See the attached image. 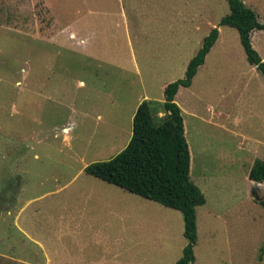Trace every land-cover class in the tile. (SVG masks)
Segmentation results:
<instances>
[{
  "label": "rangeland",
  "instance_id": "obj_1",
  "mask_svg": "<svg viewBox=\"0 0 264 264\" xmlns=\"http://www.w3.org/2000/svg\"><path fill=\"white\" fill-rule=\"evenodd\" d=\"M242 1L264 25V0ZM227 13L225 0H0V264H17L5 255L42 264L43 251L97 264L105 244L112 264L176 261L186 244L179 212L83 169L125 147L141 101L154 123L164 118L163 85L183 78L213 28L216 41L174 96L188 178L204 197L192 264H264V207L251 199L264 201V183L247 179L264 159L254 147L264 77L236 31L218 26ZM250 44L264 64V32ZM97 185L109 192L81 210L79 194Z\"/></svg>",
  "mask_w": 264,
  "mask_h": 264
},
{
  "label": "trees",
  "instance_id": "obj_2",
  "mask_svg": "<svg viewBox=\"0 0 264 264\" xmlns=\"http://www.w3.org/2000/svg\"><path fill=\"white\" fill-rule=\"evenodd\" d=\"M225 2L228 13L219 20L218 26H227L236 31L246 62L264 77V64L249 41L250 32H264V25L257 22L254 13L241 0ZM217 35V29H211L187 62L183 78L164 86L161 103L164 118L154 123L151 102L141 101L132 114L130 137L125 147L114 157L91 163L83 169L90 177L179 212L186 244L174 264L193 263L195 208L204 204L203 195L188 178L189 154L183 136L180 110L174 103V96L179 88L190 86ZM247 179L264 183V159L253 161ZM261 205L264 207V203Z\"/></svg>",
  "mask_w": 264,
  "mask_h": 264
},
{
  "label": "crops",
  "instance_id": "obj_3",
  "mask_svg": "<svg viewBox=\"0 0 264 264\" xmlns=\"http://www.w3.org/2000/svg\"><path fill=\"white\" fill-rule=\"evenodd\" d=\"M241 2L244 4V2L241 0ZM245 6V5H244ZM246 7V6H245ZM253 12V11H252ZM254 13V12H253ZM255 15V14H254ZM255 17H256V15H255ZM256 20H257V17H256ZM263 32V31H262ZM253 33H254V31H251L250 32V34H249V41H250V38H251V36L253 35ZM69 34L70 35H72L73 37H76V34L75 33H73L72 31H70L69 32ZM216 41V40H215ZM251 45V44H250ZM213 46V45H212ZM209 52V51H208ZM257 54V53H256ZM206 56V55H205ZM261 60V59H260ZM251 66V65H250ZM253 67V66H252ZM254 69H255V67H253ZM256 70V69H255ZM164 86L165 85H163V87H162V90H163V88H164ZM188 88V87H187ZM260 103H261V115H260V121H261V125H260V129H261V131H262V133L264 134V99H261L260 100ZM251 104H249V106H248V109H246V113H247V116H251V114H252V112H251ZM231 120H232V122H233V124H232V127L234 128V127H236L235 125H236V123L239 121V118L234 114V115H232L231 116ZM255 146L254 147H256V146H258V147H263L264 148V139H263V141H261V142H256L255 141ZM189 154V153H188ZM93 178V177H92ZM94 179H96V178H94ZM96 180H98V179H96ZM98 181H100V182H103V181H101V180H98ZM103 183H105V182H103ZM250 183H251V186H252V183L253 182H251L250 181ZM256 183V182H255ZM106 185H109V186H112V185H110V184H107V183H105ZM256 188H259L260 187V185H261V183H256ZM112 187H115V186H112ZM115 188H117V189H120V188H118V187H115ZM121 191H124V190H122V189H120ZM107 191L109 192V190H108V188H106V186H96L95 187V189H92V190H88V191H84L83 193H80L79 194V199H84V203H82L81 205H82V207H81V210H84V205L85 204H87V202L86 201H90V200H101L102 198H101V195L102 196H104V195H106L107 194ZM124 192H126V191H124ZM126 193H128V192H126ZM128 194H131V193H128ZM131 195H134V194H131ZM136 196V195H135ZM138 197V196H137ZM105 198V197H104ZM141 198V197H140ZM251 199L253 200V201H255V202H258L259 204H261V203H264V201L262 200V199H254L253 197H251ZM146 200V199H145ZM182 230H183V226H182ZM183 237V236H182ZM102 246V245H101ZM184 247V246H183ZM182 247V248H183ZM101 248V247H100ZM108 249V247H107V245L105 244L104 246H103V249H102V251H103V253L101 252L100 254V256L99 255H96V261L95 262H98L97 264H112L111 262V260H112V258H115V257H117V254H114V253H110L109 252V249ZM182 250V249H181ZM101 251V250H100ZM120 251V250H119ZM116 252V251H115ZM117 252H118V250H117ZM180 255H181V252H180ZM131 256H134V255H131ZM180 257V256H179ZM178 257V258H179ZM66 258V257H65ZM65 258H62V257H60V256H53V257H51V256H49V254L48 253H46V252H44L43 251V263L42 264H88L89 262L88 261H86L87 263H85V261H83V260H81V262H76V261H69V262H64L65 261ZM177 258V259H178ZM4 259H7V260H9V261H14L15 263H17V264H39V263H31V262H28V260H18V259H14V258H12V257H8V256H4ZM176 259V260H177ZM175 263V262H174ZM173 263V264H174Z\"/></svg>",
  "mask_w": 264,
  "mask_h": 264
},
{
  "label": "water",
  "instance_id": "obj_4",
  "mask_svg": "<svg viewBox=\"0 0 264 264\" xmlns=\"http://www.w3.org/2000/svg\"><path fill=\"white\" fill-rule=\"evenodd\" d=\"M256 186H257V185H256V183H255V182H253V183H252V189H255V188H256ZM252 197H253L254 199H256V200L258 199V198H256L255 196H252Z\"/></svg>",
  "mask_w": 264,
  "mask_h": 264
}]
</instances>
